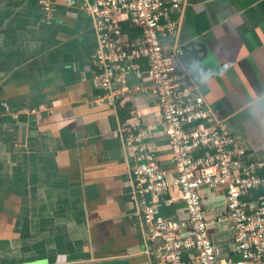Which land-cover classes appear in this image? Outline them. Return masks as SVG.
<instances>
[{"label":"crops","instance_id":"crops-1","mask_svg":"<svg viewBox=\"0 0 264 264\" xmlns=\"http://www.w3.org/2000/svg\"><path fill=\"white\" fill-rule=\"evenodd\" d=\"M80 3L52 0L46 17L39 0H0V264L156 263L130 196L132 151L118 134L139 113L145 142L171 178L156 94L148 79L131 76L127 83L142 89L115 105L95 99L103 94L92 83L96 36ZM171 18L177 30L163 44H194L200 59L225 68L199 90L246 148L245 160H263L264 114L251 111V97L264 91V0H187ZM200 193L209 218L223 213L222 191ZM164 196L160 212L185 217L177 187ZM209 233L219 259L237 257L228 221Z\"/></svg>","mask_w":264,"mask_h":264},{"label":"built area","instance_id":"built-area-1","mask_svg":"<svg viewBox=\"0 0 264 264\" xmlns=\"http://www.w3.org/2000/svg\"><path fill=\"white\" fill-rule=\"evenodd\" d=\"M51 1L39 0L43 16L52 14ZM186 1L82 0L96 36L92 83L103 94L95 99L115 105L125 94L142 89L140 83H127L131 76L148 79L155 91L172 153L171 178L145 142L139 113L132 110L118 126L134 158L130 196L158 254L155 264H264V191L252 194L264 190V159L245 160L246 148L184 71L182 48L162 42L177 30L172 11H180ZM124 22L139 32L129 35ZM171 185L179 191L185 217L160 212L170 202L164 195ZM203 186L224 193L223 213L215 218L207 216ZM224 220L231 224L235 258L219 259L209 233L212 223Z\"/></svg>","mask_w":264,"mask_h":264},{"label":"clouds","instance_id":"clouds-1","mask_svg":"<svg viewBox=\"0 0 264 264\" xmlns=\"http://www.w3.org/2000/svg\"><path fill=\"white\" fill-rule=\"evenodd\" d=\"M183 69L190 77L191 83L196 88H206L225 68L206 59H193L183 61ZM251 111L254 114H264V91H259L251 97Z\"/></svg>","mask_w":264,"mask_h":264},{"label":"trees","instance_id":"trees-1","mask_svg":"<svg viewBox=\"0 0 264 264\" xmlns=\"http://www.w3.org/2000/svg\"><path fill=\"white\" fill-rule=\"evenodd\" d=\"M195 45L194 44H191V45H188L186 47H182V50H183V53L181 54V59L183 61H190V60H193V59H200V52L201 49L200 48H196L194 47ZM264 190L262 189H259V190H255L254 191V194L257 195L261 192H263Z\"/></svg>","mask_w":264,"mask_h":264},{"label":"water","instance_id":"water-1","mask_svg":"<svg viewBox=\"0 0 264 264\" xmlns=\"http://www.w3.org/2000/svg\"><path fill=\"white\" fill-rule=\"evenodd\" d=\"M45 259H41V260H35V261H30L27 262L28 264H40V263H45Z\"/></svg>","mask_w":264,"mask_h":264}]
</instances>
